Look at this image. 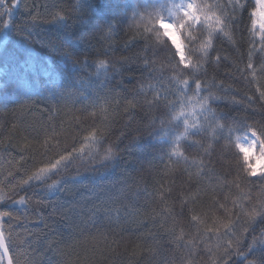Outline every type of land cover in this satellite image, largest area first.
I'll use <instances>...</instances> for the list:
<instances>
[{
	"label": "snow or ice",
	"instance_id": "obj_1",
	"mask_svg": "<svg viewBox=\"0 0 264 264\" xmlns=\"http://www.w3.org/2000/svg\"><path fill=\"white\" fill-rule=\"evenodd\" d=\"M32 2L36 4L35 14L29 9L28 0H0V58L15 69L11 73L13 78L22 81L26 74L34 79L43 74L48 77L50 87L57 86L54 64L43 68L40 66V58L35 54V46L39 44L41 48L48 49L50 54L59 57L66 67L71 65L77 71L91 69L90 77L102 75L106 81L102 85L106 91L102 93L93 88L90 77L87 81L79 80L80 87L74 90L60 83L52 99L58 98L67 105L78 101L85 89L93 88L97 96L91 105L85 106L86 112L89 107L106 111L103 105H115L112 107L114 114H119L123 107L131 119L136 110L145 111L146 123L143 128L138 126L135 130L140 135H127L129 146L145 135H158L161 130L165 131V135L177 133L182 125L183 131L170 138V147L164 153L168 161L172 162L173 157H176V163L180 159L187 162L188 157L181 150L180 142L188 141L185 145L187 150L195 151L197 155L203 152L199 172L209 178L215 177V167L212 166L215 158L221 169H227L222 178L225 187L229 191L233 188L237 190V198L232 200L230 208L226 203H213V207L218 205L224 210L225 219L220 222L219 228L205 227L201 230L196 227L200 220L195 210L190 209L193 212L192 221L196 222L193 226L197 233H201L197 239L204 241L212 264H234V257L238 264H264V171L258 172L257 169V165L264 167V104L260 106L261 118L258 121L247 114L241 116L233 115L232 111H220V102L229 97L231 85L229 88L218 87L215 77L209 80L207 70L203 69V64L212 60L216 40L227 38L232 42L237 34L244 39V33L247 32L252 37L247 41L252 47L248 49L247 62L243 67L236 65L235 74L244 80L249 76L254 80L256 70L252 56L256 49L254 38L257 36L259 50L264 54V0H126L123 5L106 0L104 8H117V15L106 23L88 24L80 32L74 31V25L82 18L87 19L83 0H75L74 3L71 0H56L51 7L48 0H43L42 5L37 4L36 0ZM41 6L44 8L43 14L39 11ZM21 8L29 11V16L18 20L16 17ZM43 24L53 25V39H35L43 31ZM125 24L131 34L130 39L123 41L128 54L117 58V38ZM90 38L97 40L105 58H97L89 63L86 56L76 54L65 43L74 40L94 47ZM138 39L143 41V46L134 51L136 46L133 41ZM96 50L99 52V49ZM216 60H220L218 54ZM261 71H264V64H261ZM126 72L140 73L131 88L123 82L118 85L119 91L109 87L107 82L117 76L123 77ZM256 91L259 99L264 101V89L258 88ZM32 92V88L20 85L16 88L0 87V98L3 100L0 109L6 111L10 102L19 104L21 110L29 108L30 101L25 97H30ZM173 97L177 99H171ZM48 98L44 90L37 95V99ZM247 100H253V96H247ZM231 102L235 104L239 101L232 97ZM157 111L160 115H153ZM110 126L108 123L103 131L97 129L89 131L87 135L82 130L70 145L58 144L55 155L46 156L39 164L24 167L23 175L15 183L9 181L11 190L7 196H0V203L24 206L25 214L20 217L15 211L0 210V264H20L22 248L23 254L29 255L26 247H23L29 244L28 234L38 238L37 233L28 227L29 224L38 223L49 228V219L57 215L60 219L71 221L72 213L77 210L83 212L85 199L91 197L82 198L59 213L53 208L47 217L41 215L38 209L30 217L28 210L34 200L36 204L43 203L44 197L66 191L71 183L79 182L87 187L97 177L102 182L109 179L115 162L123 153L119 144L109 145L101 151L104 132ZM241 129L244 135L238 134ZM121 137H125L123 132L117 141ZM205 158L208 164L204 163ZM73 168L76 169L75 174L72 173ZM34 186L43 193V197L37 198L35 192L30 195L24 191L26 187ZM125 192L122 187L120 195ZM118 198L106 196L99 203L87 207V217L80 215L78 223L69 224L71 234L95 226L102 210L109 222L121 223L131 213L125 205L122 217L119 208L110 206ZM224 199L229 197L225 196ZM14 222L22 224L23 233L17 232ZM207 233H211V236ZM176 239L182 240L183 236H176ZM211 239L216 241L215 251L208 245ZM54 243L51 241L50 246ZM192 250L189 249L190 254ZM26 264H34V261L29 258Z\"/></svg>",
	"mask_w": 264,
	"mask_h": 264
},
{
	"label": "trees",
	"instance_id": "obj_2",
	"mask_svg": "<svg viewBox=\"0 0 264 264\" xmlns=\"http://www.w3.org/2000/svg\"><path fill=\"white\" fill-rule=\"evenodd\" d=\"M55 2L56 0H48L49 7ZM71 2L74 3L75 0ZM125 2L126 0H111L112 4L123 5ZM36 3L42 5L43 0H36ZM83 3L85 4L84 16L87 19L82 18L74 25L75 32L85 30L88 24L106 23L118 13L117 8L112 7L107 10L104 8L106 0H83ZM28 4L29 9L33 10L32 14H35L36 4H33L32 0H28ZM39 11L43 14L44 8L41 6ZM18 12L19 15L16 17L18 20L29 16V11L23 8ZM41 27L43 31L35 39L55 37L53 25L43 24ZM130 36L125 24L117 38L115 54L117 58L128 54L123 47V41L130 39ZM251 38L249 33L245 32L244 39L237 34L232 42H229L227 38L216 40L212 60L204 63L203 69L207 70L209 80L215 77L218 87L229 88L231 85L229 97L220 102V111H232L233 115L241 116L247 114L258 121L261 118L260 106L264 104L256 91L258 88L264 89V71H261L264 54L259 50L258 36L254 38L256 49L252 56L256 70L254 80L251 76L244 80L235 74L236 65L243 67L247 62L248 49L252 47L247 41ZM90 41L94 47L82 45L74 40L65 43L70 45L76 54L86 56L89 63L97 58H105L103 48L97 40L90 38ZM133 45L136 46L133 48L135 51L143 46V41L138 39L133 41ZM96 49H99V52ZM35 54L40 58L42 68L54 64L57 86L64 83L69 85L70 90H74L80 87L79 80L87 81L90 77L91 69L77 71L71 65L66 67L59 57L50 54L48 49L41 48L39 44L35 46ZM217 54L220 56L218 61ZM14 71L15 69L0 58V85L9 88L20 85L32 88L33 92L30 97H25L30 101L29 108L21 110L19 104L10 102L6 111L0 109V196H7L11 190L9 181L15 183L23 175L24 167L33 163L39 164L46 159V156L55 155L58 144L70 145L82 130L84 135H87L89 131L97 129L103 131L104 126L110 123V128L104 132L101 151L109 145L116 144H119L123 150L108 180L102 182L97 177L96 181L87 187L79 182L71 183L66 191L55 192L44 197L43 203L36 204L35 200L33 201L28 210L30 217L37 209L41 215L47 217L53 208L59 213L62 209L70 207L72 203L91 197V199H85L86 207L83 212L77 210L71 214V221L60 219L57 215L49 219V228H44L43 224H29L28 227L32 232L37 233L38 238L31 233L28 234L29 244L23 247H26L29 255H24L22 248L19 255L20 264H26L29 258L34 261V264H212L211 255L206 250L204 241L197 239L201 233H197L196 227L201 230L205 227L219 228L220 222L225 219L224 210L218 205L213 207V203L215 201L226 203L230 208L232 200L237 198V190L233 188L229 191L225 187L222 178L227 169H221L216 164L215 158H213L212 166L215 167L216 176L212 178L203 176L199 172V161L203 157V152L197 155L195 151L187 150L185 145L188 141L180 142L181 150L188 157L187 162L180 159L179 163H176V157H173L172 162L168 161L164 153L170 147V138L183 131L182 125L177 133L169 132L165 135V131L161 130L158 135H145L129 146L127 135H140L135 130L138 126L143 128L146 123L144 110H136L130 119L123 107L120 108L119 114H114L112 107L115 105L109 107L103 105V101L100 100V104L107 109L106 111L91 107L87 112L84 111L85 106L91 105L97 96V91L93 88L101 93L106 91L102 88V85L106 83L102 75L91 76L93 88L85 89L84 95L79 97L78 101L65 105L58 98H51L53 94H56L57 86L50 87L47 76L41 74L39 78L34 79L33 76L26 74L24 80L18 81L11 75ZM139 75L138 72H126L123 77L117 76L107 83L109 87L119 91L118 85L121 82L131 88L134 79ZM250 80L253 82L249 83ZM42 90L44 95L49 97L47 100L37 99L38 93ZM247 96H253V100H247ZM232 97L239 102L232 103ZM2 103L3 100H0V104ZM93 111L95 114H92ZM153 115L159 116L160 113L157 111ZM251 122L250 120L249 123ZM121 132L125 134V137L117 141ZM238 134L244 135L243 129ZM210 136L211 133H209ZM97 147L100 146L97 145ZM193 160H196L195 164ZM204 163H209L207 158L204 159ZM75 172L76 169L73 168L72 173L75 174ZM122 187L126 190L124 195H120ZM24 191L30 195L35 192L37 198L43 197V193L37 191L36 186L26 187ZM106 196L119 197L112 201L110 206L119 208L120 215L123 217L124 206L127 205L131 215L123 219L121 223L115 224L105 219L102 210L95 226H88L82 231L71 234L69 224L78 223L80 215L87 217V207L93 203H99L100 199ZM225 196L229 199L225 200ZM193 201H195L194 204ZM190 209H194L195 215L199 217L200 223L196 227L193 226L196 222L192 221L193 212ZM0 210L15 211L20 217L25 214L24 206L12 205L10 202L0 203ZM14 227L17 232L23 233L22 224L14 222ZM258 229L259 225H257ZM180 235L183 239L177 240L176 236ZM207 235L211 236V233ZM51 241L55 243L50 246ZM189 241L192 243L188 244ZM208 245L212 246L214 251L216 250L215 239L208 240ZM190 248L193 249L191 254ZM217 255H219L218 251ZM233 262L238 264L237 258L234 257Z\"/></svg>",
	"mask_w": 264,
	"mask_h": 264
},
{
	"label": "rangeland",
	"instance_id": "obj_3",
	"mask_svg": "<svg viewBox=\"0 0 264 264\" xmlns=\"http://www.w3.org/2000/svg\"><path fill=\"white\" fill-rule=\"evenodd\" d=\"M0 87H2V86L0 85ZM0 100H2V98H0ZM256 154L258 155V153H256ZM257 169H258V172L259 171H264V167H262L260 165H257Z\"/></svg>",
	"mask_w": 264,
	"mask_h": 264
}]
</instances>
